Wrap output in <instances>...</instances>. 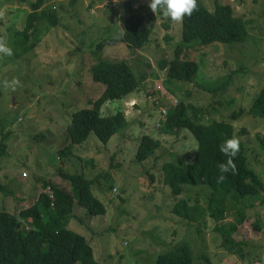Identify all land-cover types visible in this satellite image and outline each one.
Masks as SVG:
<instances>
[{
	"label": "rangeland",
	"instance_id": "374dc122",
	"mask_svg": "<svg viewBox=\"0 0 264 264\" xmlns=\"http://www.w3.org/2000/svg\"><path fill=\"white\" fill-rule=\"evenodd\" d=\"M28 1L0 0V39L11 48L14 30L24 26ZM197 1L213 8L214 0ZM218 2L228 3L233 14L249 19L247 35L240 43H212L194 51L190 57L198 70L191 82H181L167 78L157 67L160 59L172 57L180 40V23L152 13L150 0H44L43 8L59 14L58 23L48 29L40 23L38 42L26 53L0 54V140L6 134L0 158V185L6 193L0 190V210L18 214L36 200L41 180L70 190L62 174L82 173L92 180L91 191L106 212L89 216L76 207L66 227L84 236L95 259L103 264H154L155 256L175 243L188 244L192 264H264V203L259 199L246 198L237 206L244 218L230 236L234 247L228 251L213 229L212 217L206 216L205 225L196 231L194 221L169 211L176 197L161 183L162 164L173 157L191 160L197 148L187 129L176 136L158 130L166 109L181 101L204 107V123L231 124L233 136L244 146L245 166L264 185V118L244 113L264 86V0ZM129 5L152 25L147 44L137 49L124 43L96 47L102 37L121 31ZM162 22L167 23L166 29ZM164 32L169 40L163 38ZM102 59H124L137 78H144L132 93L101 107L104 116L123 112L128 126L107 144L91 132L70 156L60 158L58 150L68 143L71 113L89 106L104 87L90 75V66ZM227 75L229 81L220 90L200 87L214 86ZM239 109L242 113L232 119L230 115ZM38 134L43 135L41 140L36 139ZM144 134L160 141V146L153 157L137 163L135 153ZM181 187L178 197L197 196L204 203L202 187ZM234 217L235 208H228L219 223ZM254 220L260 228L254 227Z\"/></svg>",
	"mask_w": 264,
	"mask_h": 264
},
{
	"label": "trees",
	"instance_id": "16d2710c",
	"mask_svg": "<svg viewBox=\"0 0 264 264\" xmlns=\"http://www.w3.org/2000/svg\"><path fill=\"white\" fill-rule=\"evenodd\" d=\"M44 0H31L25 15L24 26L13 32L11 42L13 56H20L31 50L38 42V25L43 23L46 29L55 26L59 14L43 8ZM129 11L122 23V29L115 35L102 37L96 47L124 43L131 49L142 48L148 42L152 29L147 24L145 15L129 5ZM249 19L232 13L228 3L214 0L210 10L203 2L197 1V10L191 16H185L180 23V40L172 50L170 59H160L157 67L164 70L165 76L181 82H191L198 70L196 62L190 55L212 43L243 42L248 32ZM166 29L167 23L162 22ZM163 38L170 39L167 32ZM91 79L102 83L101 93L90 101L89 106L74 110L66 125L68 143L58 150L60 158L72 154L76 145L88 140L92 132L102 144H107L113 135L128 126V121L121 111L110 115H101L105 102L120 100L137 89L144 79L135 76L126 60H98L90 66ZM229 81L228 75L214 86L200 87L217 91ZM188 93V91H187ZM242 110H237L230 117L235 119ZM245 114L264 118V86L251 100ZM207 114L204 107L190 102H176L168 107L159 120L158 130L165 135L176 136L181 129H187L195 139L197 148L191 160L184 161L173 157L172 161L160 166L161 183L176 197L169 211L181 218L196 223V231L205 225V217L215 220L213 229L220 234L221 244L228 251L234 245L230 236L236 226L243 220L242 210L237 206L246 199H259L264 203V185L259 175L245 166L244 146L234 158L236 173L226 174L223 183H217L220 175L218 165L228 157L219 151V145L233 136L230 123L223 120L202 122ZM240 133H243L241 130ZM42 134L36 136L37 140ZM6 134L0 140V158L6 149ZM263 144V140L259 139ZM160 141L147 134L141 136L135 153V161L142 163L154 156ZM62 178L70 184V190L49 180H41V192L36 200L18 214L5 209L0 210V264H103L95 259L93 249L85 237L66 227L68 218L75 215L74 209L80 207L86 215H101L106 207L91 191L92 180L82 173L64 172ZM202 187L205 191L204 203L197 196L178 197L183 193L181 185ZM49 189V193L45 192ZM6 193V188L0 185ZM199 192V191H197ZM180 194V195H179ZM228 208H235V217L219 223ZM254 227H261L256 220ZM232 244H231V243ZM154 264H192L191 251L186 243H175L168 250L155 256Z\"/></svg>",
	"mask_w": 264,
	"mask_h": 264
},
{
	"label": "clouds",
	"instance_id": "9594fccd",
	"mask_svg": "<svg viewBox=\"0 0 264 264\" xmlns=\"http://www.w3.org/2000/svg\"><path fill=\"white\" fill-rule=\"evenodd\" d=\"M148 8L152 13L160 12L163 18L174 23H181L185 16H191L197 10V0H150ZM0 54L11 57L13 49L6 45L4 40L0 39ZM13 84L18 85V80H13ZM5 86L8 82L5 81ZM240 149V140L238 137L226 139L219 145V151L228 159L218 165L220 175L217 177V183H223L226 174L236 173L234 158Z\"/></svg>",
	"mask_w": 264,
	"mask_h": 264
}]
</instances>
